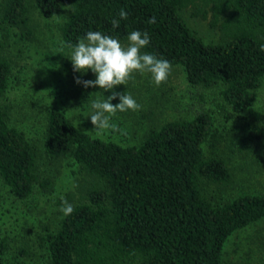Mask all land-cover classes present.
<instances>
[{"label":"trees","instance_id":"1","mask_svg":"<svg viewBox=\"0 0 264 264\" xmlns=\"http://www.w3.org/2000/svg\"><path fill=\"white\" fill-rule=\"evenodd\" d=\"M121 8L126 20L118 15ZM186 12L206 19L219 39L206 42ZM59 15L58 23L42 22ZM153 16L154 24L149 23ZM113 19L119 20L116 28ZM89 31L122 46L132 31L147 32L150 43L141 52L169 61L196 90L219 88L221 107L232 109L239 124L219 132L203 109L190 118L153 124L139 141L121 143L109 137L113 129L94 130V109L86 122L92 129L79 128L65 108L45 103L35 114L41 132L33 136L13 119L20 100L6 99L11 87L20 86L12 82L13 72L21 74L13 50L23 56L61 47L54 48L53 64L58 68L63 59L71 82L73 46ZM262 45L264 0H0V264L12 263L7 256L16 252L15 244L22 257H31L32 227L45 264H225L230 235L264 218V193L218 201L220 189L233 183L230 161L247 157L252 168L253 156L264 153V130L246 114L264 81ZM131 82L145 95L155 85L146 75ZM96 90L104 99L113 92ZM26 95L30 102L24 98L22 104L34 112L39 99ZM124 114L118 111L110 120L117 122L118 133ZM220 145L227 154L218 153ZM62 200L72 204L70 216L59 211ZM26 201L37 215L30 214ZM42 205L49 212L41 213ZM23 207L24 221L16 217Z\"/></svg>","mask_w":264,"mask_h":264},{"label":"rangeland","instance_id":"2","mask_svg":"<svg viewBox=\"0 0 264 264\" xmlns=\"http://www.w3.org/2000/svg\"><path fill=\"white\" fill-rule=\"evenodd\" d=\"M185 15L188 17L187 20L189 25L194 28L206 42H214L219 39L220 35L218 31L213 30L206 19L191 18L188 16V12H186ZM60 20V15L51 18V20L42 18L43 23L46 21L58 23ZM14 40L17 41L15 44L21 42L19 36H16ZM127 45L128 43L124 44V46ZM54 48L63 50L61 47ZM54 48L51 46L53 53H50V51H48V53L39 51L38 53L32 50V52H24L23 56H20L17 52V48L12 52L18 67H21V74L17 71L13 72L12 82L13 85L19 83L21 87L16 85L11 87L7 92L6 99L16 98L18 101L20 100L19 105L16 106V111L18 109L17 113L12 112L13 119H18V121L25 125L27 130L35 137L38 132H41L40 121L36 120L35 114L41 113L43 104H56L65 108L69 115L73 117L72 121L79 128L92 129L86 125V122L90 120L88 117L92 109V101L104 100L102 97L103 92L96 90L97 86L85 88L83 84L76 83V78H80L81 80H94L93 75L88 71H74V77L71 82L68 81L67 73L63 69V67H66L65 64H63V59H58V68L53 64V62L56 61L53 56L55 51ZM32 49H34V47ZM131 75L136 80L141 79L145 75L146 77L150 76L152 78L151 74L147 72L140 73L136 71ZM138 76L140 78L137 79ZM131 84L132 82L130 83L129 79L127 85H118L111 90L118 93L128 92L141 106L139 110H128L125 112L124 116L119 117L120 123H118V126L121 127L119 133L117 130H111L112 132L108 130V133L111 132L109 137L118 142L133 143L139 141L144 131L149 126L161 124L166 120L190 118L198 110L203 109L211 113L214 121V128L219 132H226L231 126L237 125L240 122L237 114L234 113L232 109L229 107H221V105H223V100L220 96L219 88L203 91L196 90L189 86L185 82V79H183L181 73H178L177 70L173 68L171 69L167 81L160 86L153 85L151 91L148 92L147 95L144 93L146 90L143 92L142 89L139 88L140 85L132 88ZM27 93L32 98L39 99V105L37 104L34 112H31L32 107L29 109L30 111L28 110V103L26 106L22 104L25 101L24 98L29 101L28 95H26ZM21 105H23L22 109L25 107V110H22V112L27 116L23 113L19 114ZM87 106L89 107L87 111L84 112L83 109L84 107L87 108ZM246 114L264 130V81L257 90V102L255 106L248 110ZM111 124L116 126L117 122H113L112 120ZM207 146L208 148L206 150L208 152L210 149L209 143ZM215 151L217 152L216 149ZM225 151L226 150L223 147L221 148L220 145L218 153L222 152L227 154ZM253 159L256 160L257 163L252 168L248 166L250 165L249 162L252 160L247 157L235 156L230 161V168L234 174L233 183L228 188L220 189L218 192L219 202H224L242 193H264V153L259 157L253 156ZM245 162H248V164H244ZM209 189L213 190L216 189V187L210 186ZM25 203L30 214L37 215L36 211L38 210H36L34 206L30 207L27 201ZM58 207L59 206H56V208ZM4 210L7 213V209L5 208ZM24 210L23 207L22 212H16V217L20 216L23 221L27 219ZM33 210H36L35 213ZM44 211L49 212V209L47 206L42 205L40 212L42 213ZM22 214L23 217H21ZM7 224L10 225V223ZM15 231L17 234L20 232L18 229H15ZM35 231L36 229L32 227L28 232V236L31 238L27 239L29 241L28 244L31 257H22L23 255L17 250L18 244H15L14 246L16 247L14 248H16V252L14 253V251H12V254L7 256L10 257L8 258V262H12L10 264H16L14 261L18 258L23 259L22 264H45V260H43L40 255L41 251L37 248V238H34V240L32 238ZM224 261L225 264H232L233 262L235 264H264V218L230 235L224 245Z\"/></svg>","mask_w":264,"mask_h":264},{"label":"clouds","instance_id":"3","mask_svg":"<svg viewBox=\"0 0 264 264\" xmlns=\"http://www.w3.org/2000/svg\"><path fill=\"white\" fill-rule=\"evenodd\" d=\"M120 19L126 20L128 13L121 8ZM113 28L119 26V20L111 21ZM149 23H156L153 16ZM128 45L122 46L118 39L104 35L98 31H89L84 39H81L71 53L70 59L73 63L74 71L87 72L91 70L96 74L95 80H81L76 78L77 84H83L85 88L99 86L104 91L113 90L118 85H127L131 74L150 73L156 86L166 82L171 72L169 61L157 58L153 54L142 53L141 50L149 45L150 37L147 32L132 31L128 35ZM264 51V45L261 46ZM120 103L113 104L117 99ZM94 112L90 115L91 122L95 126V131L103 132L108 129L115 130V125L110 123L112 116L118 111H137L140 105L128 93H118L113 91L112 95L104 100H94L91 104ZM59 211L64 216H70L74 209L67 200H62Z\"/></svg>","mask_w":264,"mask_h":264}]
</instances>
